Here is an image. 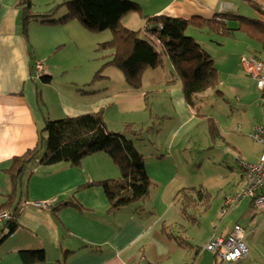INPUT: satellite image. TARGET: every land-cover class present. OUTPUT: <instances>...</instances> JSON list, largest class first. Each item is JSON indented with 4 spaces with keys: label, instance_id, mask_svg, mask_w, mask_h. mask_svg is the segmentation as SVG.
Segmentation results:
<instances>
[{
    "label": "crops",
    "instance_id": "obj_1",
    "mask_svg": "<svg viewBox=\"0 0 264 264\" xmlns=\"http://www.w3.org/2000/svg\"><path fill=\"white\" fill-rule=\"evenodd\" d=\"M21 1L0 0V202L12 192L5 170L15 157L37 147L47 119L77 117L102 107L111 131L119 132L111 127L124 128L126 123L153 125L144 139L135 140V146L146 158V171L158 189L156 211L145 203L141 211L139 205H131L110 212L106 188L90 185L123 179L109 155L87 156L78 167L69 162L42 166L36 159L31 162H37L34 166L27 165V178L25 168L17 202L19 227L0 246V264H24L20 252L28 250L44 251V262L36 264H61L66 251L74 252L67 264H187L194 258L197 264L201 258L206 264L212 263L206 250L195 256L203 246L187 256L184 248L161 232L163 224L174 226L168 223L177 215L181 217L175 196L188 187L183 186L182 168L174 154L180 156L188 149L184 126L195 112L184 98L172 64L164 60L162 67L147 69L139 89L128 85L114 91L108 86L94 87L93 73L91 77L70 76L61 60L62 65L55 62V68L64 70V80L54 83V66L49 60L63 47L58 25L32 22L27 41L20 20ZM251 1L257 4L261 0ZM234 8L229 0H163L157 8L151 7L149 16L210 19ZM39 63L43 65L41 71ZM44 77H51L52 82L45 83ZM150 95L153 103L148 100ZM157 118H162L159 126L155 124ZM145 142L156 147L149 148ZM70 199H75L84 212L74 208L52 212L53 205ZM230 232L225 230L220 235Z\"/></svg>",
    "mask_w": 264,
    "mask_h": 264
},
{
    "label": "trees",
    "instance_id": "obj_2",
    "mask_svg": "<svg viewBox=\"0 0 264 264\" xmlns=\"http://www.w3.org/2000/svg\"><path fill=\"white\" fill-rule=\"evenodd\" d=\"M32 6V0H22L20 3L22 33L27 41L29 26L32 22L60 25L79 21L85 29L92 32L112 31L113 39L99 44L96 48V53L106 61L95 73L92 83L104 77L109 79L105 72L108 68H116L124 73L129 86L139 89L142 86L144 72L149 68L162 67L166 55L170 59L175 76L181 81L184 98L193 110L196 108L195 99L199 94L216 88L219 83V73L214 67L212 57L196 43L192 36L187 35L190 28L207 30L213 35L223 36L232 35L236 31L244 32L259 42L264 52V21L251 20L235 14L234 11L221 12L210 19L198 16L177 18L166 14L147 15L144 29L146 38H143L140 36V31L123 25L125 17L142 10L138 3L129 0H65L60 6H67L68 14L57 20L53 19L52 14H31L29 10ZM230 21H237L238 28H228L227 23ZM156 42L161 45L162 51L157 49ZM107 51L112 52L105 54ZM255 56L261 60L259 55ZM43 79L45 83L52 82L51 77ZM209 123V134L215 141L218 127L213 119H209ZM151 129L153 127L146 130L138 129L137 125L126 123L123 131H111L107 128L105 107L77 117L47 119L40 131L37 147L21 157H15L12 166L5 170L12 181V192L4 197L3 202H0V211L8 210L11 218L3 224L4 231L0 237V246L19 227L17 202L25 168L36 159L39 160L40 165L50 166L69 162L72 166L78 167L85 157L105 153L118 165L123 179L119 182L106 181L90 185L106 188L110 202L109 211H118L146 201L156 184L146 171V158L136 149L135 140H142V135ZM43 148L45 151L40 155ZM176 200L179 201L177 203L181 217L190 224H195L198 222L197 217L190 214V211H198V215H204L210 206L211 194L203 186L188 187L178 192ZM252 204L256 206L253 200ZM237 206L239 204L231 206L228 212ZM143 207V204L139 205V211L143 210ZM66 208L84 212V208L75 199L56 203L52 206V212L56 214ZM235 226L242 227L240 224ZM176 228L177 226L163 224L161 232L182 248L191 246L181 235L175 234ZM183 228L184 224H181L178 228L182 229L180 233H184ZM201 251L198 250L195 256ZM63 254L61 264H67L74 252L66 251ZM20 257L24 264H36L44 262L45 253L43 250H28L20 252ZM214 257L217 259L215 255Z\"/></svg>",
    "mask_w": 264,
    "mask_h": 264
},
{
    "label": "rangeland",
    "instance_id": "obj_3",
    "mask_svg": "<svg viewBox=\"0 0 264 264\" xmlns=\"http://www.w3.org/2000/svg\"><path fill=\"white\" fill-rule=\"evenodd\" d=\"M63 1L65 0H32L33 6L29 12L31 14H52L53 19H61L68 14L67 6H60ZM129 1L138 3L142 10L125 17L123 25L140 31V36L146 38L144 34L145 16L149 15L151 7L157 8L159 2L163 0ZM229 2L235 4L232 10L235 14L255 21H264V0L257 4L253 3L254 5L251 0H229ZM227 27L236 29L238 22L230 21ZM57 28L62 36L60 41L63 47L59 51L61 53L52 54L51 60L48 58L49 63L54 66L53 82L61 83L60 81L64 80L62 77L64 70L60 67L55 68V62H60L58 66L62 65L61 60L67 64L66 69L70 76L82 77L85 74L91 77L92 73L95 75L106 61L96 53V48L99 44L113 39L112 31L92 32L85 29L79 21L60 24ZM187 35L192 36L196 43L212 57L214 67L219 73V83L216 88L196 97L194 115L184 126V132L188 133L186 135V140H189L188 149L183 150L180 156L179 153L174 154V159L181 165L182 169H179V173L185 182L183 186L189 188L203 186L210 192L211 201L208 210L202 216L198 215V211H190V214L197 217V223L190 224L177 215L175 221H170L168 224L177 226L174 229L175 234L181 235L191 244L184 248L187 256L198 246L205 247L214 234L229 231L236 224H240L246 231L244 241L249 247L250 257L240 263H222L209 252L206 253L212 260L209 264H264V209H258L252 204L251 198H246L239 206L233 207L226 216H223L226 199L237 197L245 187L242 178L243 171L236 160L257 163L264 151V147L253 139L255 128L264 120V91L258 87L257 81L245 72L241 62L242 56L250 54L259 55L264 61V52L259 42L240 31L223 36L213 35L207 30L190 28ZM28 36L30 38V29ZM156 44L157 49L162 51L161 45L157 42ZM44 50L48 52V47H44ZM109 52L112 51H107L105 54ZM164 60L171 63L166 55ZM39 64L42 65V63ZM150 74L148 72L147 76ZM105 75L109 79L104 77L94 83V87L108 86L109 89L115 88L114 91L124 87L128 88L125 75L121 70L110 68ZM81 77H79L80 80ZM148 100L151 103L154 102L152 95L148 97ZM209 119H213L218 127L215 141L209 134ZM161 121L162 118H157L155 124L159 126L162 124ZM145 125V127L137 126V128L146 130L153 127V125ZM171 128V126L168 127V129ZM111 129L123 131V125L116 128L111 127ZM150 131L152 132V129L144 133L142 138L144 139L147 134L151 133ZM145 144L149 148L156 147L147 142ZM44 151L45 148L40 155ZM36 163L29 165L34 166ZM28 169L29 166L26 168V178ZM157 189L158 186H154L146 201L141 203L143 205L146 203L148 209L153 211H156L154 201L156 204ZM176 202L179 203L177 200ZM181 224H184V233H180L182 229H178ZM3 229L4 227L0 225V232ZM205 262L206 260L201 258L198 264H206Z\"/></svg>",
    "mask_w": 264,
    "mask_h": 264
},
{
    "label": "built area",
    "instance_id": "obj_4",
    "mask_svg": "<svg viewBox=\"0 0 264 264\" xmlns=\"http://www.w3.org/2000/svg\"><path fill=\"white\" fill-rule=\"evenodd\" d=\"M241 62L245 72L256 80L258 87L264 91V61L250 54L242 56ZM37 67L40 71L43 70L41 64ZM253 139L264 147V120L255 128ZM236 163L243 171L242 178L245 187L240 195L226 200L223 216L227 214L231 206L240 204L246 198H251L258 209H264V151L257 163H247L240 159H237ZM10 218L11 214L8 210L0 211V224L9 221ZM244 239L245 230L240 226H235L227 236L214 234L202 251L211 252L222 263H240L250 254ZM187 264H197V261L190 259Z\"/></svg>",
    "mask_w": 264,
    "mask_h": 264
},
{
    "label": "bare ground",
    "instance_id": "obj_5",
    "mask_svg": "<svg viewBox=\"0 0 264 264\" xmlns=\"http://www.w3.org/2000/svg\"><path fill=\"white\" fill-rule=\"evenodd\" d=\"M1 224H4V223H1ZM1 224H0V225H1ZM1 233H2V232H1Z\"/></svg>",
    "mask_w": 264,
    "mask_h": 264
}]
</instances>
